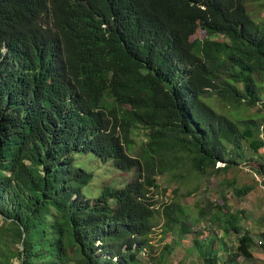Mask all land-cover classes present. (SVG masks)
I'll list each match as a JSON object with an SVG mask.
<instances>
[{"label":"trees","instance_id":"1","mask_svg":"<svg viewBox=\"0 0 264 264\" xmlns=\"http://www.w3.org/2000/svg\"><path fill=\"white\" fill-rule=\"evenodd\" d=\"M249 5L0 0V264H164L172 246L156 257L150 242L158 175L226 172L264 146V121L247 111L264 119V16ZM199 29L204 39L193 38ZM214 93L237 114L205 99ZM113 169L134 177L96 187ZM230 184L239 198L254 190ZM163 211L165 227L191 232L184 210ZM244 213L226 202L199 209L213 231L193 238L200 264L253 258Z\"/></svg>","mask_w":264,"mask_h":264},{"label":"rangeland","instance_id":"2","mask_svg":"<svg viewBox=\"0 0 264 264\" xmlns=\"http://www.w3.org/2000/svg\"><path fill=\"white\" fill-rule=\"evenodd\" d=\"M249 2V8L254 12V15L264 16L263 4H261L262 0H249ZM206 36V31L199 29L193 38L204 39ZM216 38L224 40V36H216ZM205 99L220 112L231 116L234 113L237 114V111L222 103L216 93L211 96H206ZM247 111L248 113H254L255 115H253L258 118L259 122L264 121L261 116H258V107L248 108ZM241 115H244V112ZM260 137L264 139V132L261 133ZM134 140L135 148L133 150L135 152L133 153L140 155L147 140L144 128L140 127L137 129ZM246 144L249 146L247 142ZM80 161L84 162L88 170H95L97 174L101 172L99 168H102L103 163L97 158L80 156ZM261 163H264V146L260 148L259 153L255 157H248L235 168L226 172L220 171L218 174L206 175L186 173L183 176L181 174L186 172V168H184L172 173L166 172L158 175V185L152 188V195L159 208V212H157L156 218L154 219L153 230L150 233V242L154 245L153 255L159 257L163 253L165 245L170 244L172 251L166 254L167 259L164 264H200L201 260L196 250L192 247L193 238L194 236L196 237L197 233H199V238H204L213 233V231H211L212 225H208L209 221L195 218H198V211L201 207L209 208V205L216 203L220 205L226 202L234 212L244 210L242 224L245 228H250L256 240V245L253 248V258L251 260L241 258L240 264H264V176L257 169L261 167ZM223 166H225L224 162L217 163V167L222 168ZM133 177L134 172L109 170L108 174H100L98 179L103 181L101 183L97 181L96 187L100 188L103 182L107 183L113 179H116L118 183H123ZM230 182H235L237 186L253 185L254 190L245 197L239 198L235 195ZM166 204H173L176 207H180L188 214L189 217L185 220L188 228H191V232L182 235L178 231V225L175 226L176 228L173 231L165 227L166 217L163 207ZM4 224L5 218L0 214V228ZM213 228L220 235L223 234L222 227L216 226ZM13 248L20 250L22 245L19 242H15ZM149 253L150 251L144 253L142 257L146 258L149 256ZM14 262L18 264L20 260L14 258Z\"/></svg>","mask_w":264,"mask_h":264}]
</instances>
